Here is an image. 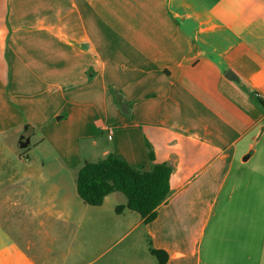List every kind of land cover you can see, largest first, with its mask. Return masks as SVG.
<instances>
[{"label":"crops","instance_id":"crops-1","mask_svg":"<svg viewBox=\"0 0 264 264\" xmlns=\"http://www.w3.org/2000/svg\"><path fill=\"white\" fill-rule=\"evenodd\" d=\"M257 99L264 0H0V144L51 125L68 148L47 170L42 142H17L26 170L0 179V264H94L130 235L101 264H158L150 249L165 264H264ZM109 153L172 167L151 222L115 193L78 197L79 169ZM31 233L46 242L33 252Z\"/></svg>","mask_w":264,"mask_h":264},{"label":"trees","instance_id":"trees-1","mask_svg":"<svg viewBox=\"0 0 264 264\" xmlns=\"http://www.w3.org/2000/svg\"><path fill=\"white\" fill-rule=\"evenodd\" d=\"M264 107V103L257 99ZM147 156L153 160V152L146 144ZM172 167L168 164L154 165L149 171L136 170L118 154L109 153L95 162L85 163L76 176L78 197L89 206H100L111 193H121L125 208L138 213L145 223L155 218V210L169 195ZM124 207H118L121 211ZM158 264H165L163 251L150 249Z\"/></svg>","mask_w":264,"mask_h":264},{"label":"rangeland","instance_id":"rangeland-1","mask_svg":"<svg viewBox=\"0 0 264 264\" xmlns=\"http://www.w3.org/2000/svg\"><path fill=\"white\" fill-rule=\"evenodd\" d=\"M44 88L47 89L46 86ZM6 90H7V87H6ZM25 126L26 125L21 127V131H22L21 135L19 134L17 137H14L13 139L11 138L10 140H8V141H12L13 143L12 146H10L9 143L4 142L5 140L2 141V143L0 144V149H1L0 150V179H2L6 174H10L13 172H22L23 170H26L25 162L22 159L23 155L26 154V151L19 150L16 145L21 136L29 137L28 140L30 141V147L32 146V148L35 144L42 142L41 147L37 149L36 151L32 152V156L46 158L45 166L47 170H53L55 168H58L57 166H55V161L56 159H58V153H59L58 150L63 151V150L68 149V148H62L58 146V133H60L61 130H58L57 126H51V125L39 126L32 132L29 130H26L27 128L25 129ZM8 145H9V148H8ZM115 196L116 197L120 196L121 198H124V196L118 192H115ZM109 198L111 199L109 201H106L107 203H105L104 205L106 209H108L110 205L109 202H111L114 197H109ZM134 214L135 216H137V213H134ZM130 236H128L120 245L119 243L116 244V246H114L110 250V252L107 253L105 256H100V258H98V260H96L94 264H101L103 260L113 256L115 252L121 246L129 243V240L131 238ZM30 239L34 246L32 247V250H31L32 252L36 247L46 243L45 240H43V236L36 235L35 233H31ZM69 247H70L69 242H66L64 244L63 251L69 250ZM71 250H73V248ZM95 251H96L95 257H97V251H101L100 249H98V245H96ZM89 260H90V257L85 260H76L74 262H71V263L67 262L65 264H84Z\"/></svg>","mask_w":264,"mask_h":264},{"label":"water","instance_id":"water-1","mask_svg":"<svg viewBox=\"0 0 264 264\" xmlns=\"http://www.w3.org/2000/svg\"><path fill=\"white\" fill-rule=\"evenodd\" d=\"M26 128H27V126H25V129H26ZM18 144H19V147H20L21 149H23V148H25V147L27 146V140L25 139L24 136H21V137L19 138Z\"/></svg>","mask_w":264,"mask_h":264}]
</instances>
